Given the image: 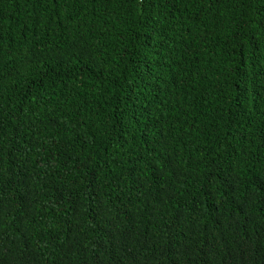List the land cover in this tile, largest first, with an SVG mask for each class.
Instances as JSON below:
<instances>
[{"label": "trees", "instance_id": "16d2710c", "mask_svg": "<svg viewBox=\"0 0 264 264\" xmlns=\"http://www.w3.org/2000/svg\"><path fill=\"white\" fill-rule=\"evenodd\" d=\"M0 264H264V0H0Z\"/></svg>", "mask_w": 264, "mask_h": 264}]
</instances>
